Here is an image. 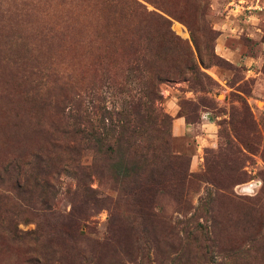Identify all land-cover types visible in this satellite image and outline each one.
Returning <instances> with one entry per match:
<instances>
[{
	"label": "rangeland",
	"instance_id": "rangeland-1",
	"mask_svg": "<svg viewBox=\"0 0 264 264\" xmlns=\"http://www.w3.org/2000/svg\"><path fill=\"white\" fill-rule=\"evenodd\" d=\"M135 1L167 25L111 18L117 1L0 0V264H264V0ZM115 108L120 154H173L156 241L119 192L114 142L86 139ZM178 179L187 205L169 197ZM130 231L132 257L113 238Z\"/></svg>",
	"mask_w": 264,
	"mask_h": 264
},
{
	"label": "trees",
	"instance_id": "trees-1",
	"mask_svg": "<svg viewBox=\"0 0 264 264\" xmlns=\"http://www.w3.org/2000/svg\"><path fill=\"white\" fill-rule=\"evenodd\" d=\"M109 1H117L119 4L124 5L123 9H121L120 11L117 9V6H110V11L107 15L111 18L115 19L118 14L119 16L122 15L124 10L126 9L124 12L125 15L133 16L134 18H142L147 22H156L161 25H167L168 23V21L162 16L148 11L135 0H127L128 2L126 3H123L120 0ZM168 34L170 35L168 42L171 46H174L173 39L171 40L173 36H171V32L169 30ZM162 73V68H158L156 70V80L160 81L162 79ZM146 97H148L152 101L159 99L161 96L159 94L157 86L154 85L150 87V90H148ZM138 107H141V104L138 105ZM115 109L116 110L114 111H105V114H108V116L103 117L104 120H102V129L104 132L99 136H96L93 132L87 133L86 139L94 140L96 138L95 141L102 145L108 143L111 144L114 142L115 147L109 146L106 150V155H108L110 159H117L116 168H123L121 190L119 192L121 194L123 193V196L126 195L124 197H126L127 199L134 201L135 205L140 208V212L142 214L141 219L143 221V232L145 233V235H147V237H151L152 235L153 241H156L157 236L155 235V231L158 228L156 226V223H159L164 219V216H162L159 212L155 211V203L162 194V192L159 191L158 187L161 186L162 182L164 181L163 173L165 174L164 176L166 178L167 170L171 168L173 154L168 151L169 149L166 147L167 145L161 146L156 149H151V153H149V151L146 152L144 155L140 154V152L136 149L132 153V156H130L129 158H126L123 156V154H120V152H122L121 143L124 138L123 136H120V134L125 129V123H123L121 126L118 124V122L115 123L114 116H117V120L120 121V118L123 115L124 111L122 109L118 110L119 108ZM138 114L139 113H136V115ZM138 128H140V126L138 125H135L133 127L132 133L134 135L137 134ZM117 129H119V131H117ZM74 135H76V131ZM73 151L77 156L81 154V152L76 146L73 147ZM57 158V162H59L60 156H58ZM36 159L40 162H44L43 158H39V156H36ZM46 164H48L47 167H49V169L43 171L42 167L38 168L39 170L43 171L40 175H43L45 177L51 172V170L53 171V169L55 168L54 161H50ZM83 169L90 170L92 169V166H85L83 167ZM81 176L82 178L80 179V181L82 188L86 189V182L89 179V173L87 171H84ZM45 180L46 179H44V183L42 186H47L49 184V182ZM179 181H181V179H178L177 181L180 186L175 185L173 187V190L169 194V197L174 198L177 202H181V204L185 203V205H187V201H185L186 191H182L183 187ZM164 182H166V180ZM17 185L19 190H21L24 194L29 197H33L35 191H32L28 187V181H26L25 185L23 186H21V184ZM37 185H40V183H36V186ZM78 225L79 224L77 223V221L73 219L71 226V236L76 240L78 238L81 240L86 237V234H83L81 228H79ZM170 229L174 232L176 231L175 226H171ZM132 232L133 231L127 233L115 232L113 234V238H116L118 245L119 243L124 242H127V244L130 245L132 252L130 254H127L129 257L134 256L139 250L138 244L140 239H138L137 235ZM175 236L177 238L178 233H176ZM178 240H180L179 237Z\"/></svg>",
	"mask_w": 264,
	"mask_h": 264
},
{
	"label": "crops",
	"instance_id": "crops-1",
	"mask_svg": "<svg viewBox=\"0 0 264 264\" xmlns=\"http://www.w3.org/2000/svg\"><path fill=\"white\" fill-rule=\"evenodd\" d=\"M176 123H177V125H182L181 123H182V120L181 119H176L175 120V127H174V130H177V127H176ZM180 127V126H179ZM181 130V127L179 128V131ZM175 133H176V131H175Z\"/></svg>",
	"mask_w": 264,
	"mask_h": 264
}]
</instances>
